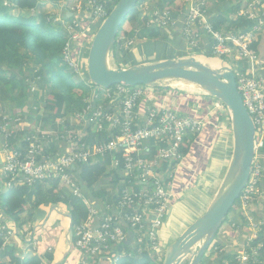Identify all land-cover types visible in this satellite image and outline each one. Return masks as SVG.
<instances>
[{
	"label": "built area",
	"instance_id": "built-area-1",
	"mask_svg": "<svg viewBox=\"0 0 264 264\" xmlns=\"http://www.w3.org/2000/svg\"><path fill=\"white\" fill-rule=\"evenodd\" d=\"M110 2L111 0H85L82 5L76 7L78 9L81 6L80 11L87 17V21L78 14L79 19H71L68 26H64L68 36L62 51V60L65 64L76 67L80 57L84 55L86 60L90 44L85 52L84 40L89 38L91 41L94 34L93 31L87 37L90 25L103 21L111 9L108 10ZM72 10L74 11L73 8ZM176 17L178 18L177 15ZM148 19L151 25L155 24L153 27L170 28L171 23L174 25L172 22L174 16L168 7L148 9ZM200 20L201 14L196 11L191 14L187 12L182 18V26L180 25L179 29L180 31L182 29L186 40H189L187 35L189 29ZM55 21L59 22L60 18H55ZM201 23L205 24L203 33H207L209 37L213 56H223L228 51V41L237 48L236 63L230 67L234 71L236 86L243 104L256 128L252 170L239 199L245 198L252 200L250 202H256L257 196L263 193L257 185L263 169L256 153L264 140L258 138V135L264 136V76L259 72L262 69V62L256 51L250 47L249 33L238 31L234 32L235 34L226 35L222 31L214 30L206 17L202 18ZM146 27L148 28L149 25L146 24ZM174 27H178V24L176 23ZM75 48L78 49L77 57L74 59L72 52ZM32 84L33 81L31 86ZM89 89L98 96L100 94L102 98H111L107 108H104L103 104L92 103L88 104L86 112L91 120H95L94 123L99 128L94 131L111 133L110 139L90 145L83 140L87 134L82 132L81 135L77 134L71 140H66V145L61 147L59 152L47 156L39 145L38 131L34 132L25 128L27 143L23 146L18 145L15 150L3 140L19 128L13 125L15 123L11 119L3 118L0 121L2 133L0 154L3 155L0 178L10 180L8 185L14 182L15 185L21 184L28 187L46 179H57L61 187L71 191L80 199L88 214L86 221L76 225L73 232L74 246L81 254V264L100 255L106 257L112 248L126 244L128 232L132 233L131 245L136 247L134 251L137 254L148 250L151 256L158 252L159 257L157 258V253L155 255L157 259H154L160 262L164 252L160 255L162 245L159 231L175 198L174 175L184 161L182 145L187 142L186 137L198 134L208 124L212 123L211 126L216 127V123L211 121L214 115H205L206 109L212 102L211 106L215 113L226 112L229 116V112L221 102L213 98L214 100L204 107L201 117L197 116L198 113L181 114L179 111L181 101L175 105H167L166 101L157 102V99L155 100L142 85L116 84L113 89L90 85ZM142 100L150 103L140 116L138 107ZM110 106L114 107L110 108ZM201 113L200 110L198 115ZM2 126L7 130H1ZM42 134L48 133L42 132ZM41 135L39 136L42 143L46 136ZM106 155L112 157V167L118 168L121 175L110 200L100 201L98 205L92 203V199L83 194L73 177V169L101 161ZM251 225L252 230L248 226L249 232L246 234L249 242L256 238L261 230V225L257 222L251 221ZM2 228L5 229V233L1 238L0 250L6 247L4 239L7 240L11 235L8 226L5 225ZM17 232L19 234V231ZM252 254L256 255L257 250L255 254L252 250L250 253L236 254L235 264H249ZM6 258V256L1 257L0 262ZM110 260L114 261V259Z\"/></svg>",
	"mask_w": 264,
	"mask_h": 264
},
{
	"label": "trees",
	"instance_id": "trees-1",
	"mask_svg": "<svg viewBox=\"0 0 264 264\" xmlns=\"http://www.w3.org/2000/svg\"><path fill=\"white\" fill-rule=\"evenodd\" d=\"M51 1L56 3L57 0ZM175 1L176 0H139L136 8L127 18V20L132 22L133 29H135V31H131L130 35L134 36L136 35L135 33H137L138 35L143 33L146 36L158 39V41H163L159 38H166V35L163 32L164 28L152 27L148 29L146 27L147 18L144 17V22H140L138 20L137 10H139L138 8L140 5H145L147 3L148 8L150 7L152 9L154 7H158L159 9H162L164 8V6H169L172 2ZM115 2L116 0H111L110 4L108 5V10ZM41 6L42 3L40 2V0H0V106L2 109L6 110L7 108L4 106V101L7 99L14 101L16 106H21V101H23L21 98L23 90L25 94V91L27 92V90H29V88L31 87V81H35L37 84L36 86L42 89V94L44 92L45 97H43L45 98V100L43 104L44 108L48 110V114L41 117L43 126L49 125V129L55 130L57 128L60 129V123L57 124V122H55L56 120L66 117L69 113V110L77 109L76 111H80L83 108V103L81 104L82 101H80L79 103L78 99L74 97V90L77 84L80 83V81L75 82L74 79H72L73 75L70 71V66L64 64L62 60V51L68 40V36L66 33L67 31L63 25L64 20L69 22L71 19H79L80 17H78L75 13L70 17L66 14H63L62 16L61 14L60 16H53L52 13L48 11V9L47 12L40 13L39 11ZM223 7V10H219V12L211 13L210 15L206 16L208 22H210L214 30L227 32L231 28H234L236 30H240L241 32L253 31V28L256 25L255 21H249L242 14L236 17V19L233 21H227V11H229L230 8H227L226 5ZM30 11L34 12L30 13ZM57 17H60V19L63 17V19L59 22H56L55 18ZM98 25L99 24L95 26L93 31L97 29ZM177 33L179 34L180 32L178 31ZM253 41L251 42L250 47H252L256 51L255 43ZM119 43L120 42L117 37V40L112 47L111 52L113 63L115 64L116 68H122L123 64H129L130 62L127 60L131 58L130 57L128 59H125V57L119 56L121 51V49L118 48ZM156 44L157 43H155V45ZM228 48L233 49V43H231L230 41H228ZM77 49L78 48H75L72 52V57L74 59L77 57ZM206 50L208 51L205 52L204 55L206 57H211L212 54L209 48H207ZM221 58L225 59V56H222ZM229 62L231 63V66L233 63H236L235 61L230 60ZM238 63L241 64L242 62ZM224 64H227V62ZM84 75L91 85L96 86L89 80L87 72H85ZM36 76H40V80L38 82L35 80ZM25 79H27V82L25 81ZM47 83H50V88H47L48 90L45 91L44 86ZM113 87L114 86H111L112 89ZM145 88L149 92L154 91V93H160L162 90L170 89H165L160 86H145ZM16 90H20V96H17ZM205 96L209 98L210 101L214 100L207 95ZM25 97L26 95H24V98ZM110 99L111 98L108 99L107 97L102 98L101 102L97 101L94 103V105L100 103L103 104L104 108H107L108 104L110 103ZM145 102L146 107L150 102ZM187 102V100H182V105L180 104L179 106L180 112L185 110V112L188 111L187 113L189 114H196L202 109V113L200 115H198V113L197 116L201 117L203 115L205 110L204 107L201 106V109L195 112L196 109L194 108L191 109V107H184L186 106ZM205 105L208 106L209 104ZM113 107L114 106H110V108ZM11 110L12 108H9V110H6L5 112H10ZM33 112L36 113L38 112V110H33ZM219 118L220 116L216 114L211 119V121L216 123L217 119ZM1 120L2 118L0 117V121ZM64 125L65 128H71V125L68 122H64ZM211 125L212 123L208 124L207 126L210 127ZM86 132L87 135L83 137V140H85L87 143H90V145L110 139V136L108 137L103 132L94 133L91 128H87ZM201 132H199L200 134L196 133L194 136L196 137L197 135H201ZM1 136L2 133L0 132V139ZM194 136H192L191 138H193ZM259 137L260 136L258 135V138ZM186 138L189 139V137ZM25 139L26 135L24 131L15 129L11 133V135H7L5 140L3 141H6L12 148L16 150V148H18V145L22 144L23 146L27 143ZM54 148V143H50L48 145L49 151H53ZM44 150H46V148ZM190 152H194L193 148L190 147V142L183 143L182 154L184 157V161L180 165L178 171L183 167L185 163L186 154H189ZM256 153L257 159L263 168L260 175V180L257 182V185L259 186V190L263 192L264 140L262 141V146L257 149ZM194 159V155H192V160ZM111 160L112 157H110V155H106L101 161L81 165L73 169V177L76 180V183L81 187V190L86 197L91 199L93 197H100L104 199L106 196V189L111 186L116 187L117 183H119L120 171L118 168L112 167ZM176 174L174 175V179ZM8 182H10V180L0 178V184H2V187L0 188V229L1 227H5L6 221L14 223L19 231L20 228H22L27 222H31L32 225H38L42 223L39 221L43 220V218L48 213L49 209L53 207V205H55L56 207L63 206V208L67 210V214L72 216V239L70 242L73 246V249L71 250H76L74 246V228L76 225L86 221L88 215L86 208L82 205L80 199L73 195L71 191L61 187L57 179H46L41 182H37L31 187L21 184L15 185L14 182H11V185H8ZM137 188L138 187H136V189ZM238 201H240L239 198L231 208L223 224L227 223L228 220H230V222L232 220L236 221V223H238L237 225H240L241 230L246 234L249 232L246 225L247 221L245 220V215L244 213H242L241 208H239L240 204H238ZM54 212H56V210ZM24 214L27 215V218L24 217ZM67 214L62 216L68 218ZM259 219L263 221V224H261V230L258 232L257 237L248 243L250 247L246 248L247 253L251 252V248H255V250H257V254L254 255L255 261L252 259L249 261V264H264V217L260 216ZM63 225L64 224L58 226V228L55 229L54 233H56V231H63ZM44 227L45 230H49L51 234L48 241L51 242V246L53 244L52 242H54V233L50 228L48 229L47 224ZM40 229L37 228L31 235V237H36L37 240L36 235L38 234V231ZM236 229L232 231L231 227L227 224L223 231L224 235L220 234V231H218L220 236V243H223L225 241V243L231 244L230 242H228V238L230 237L233 238L234 241L237 240L240 233ZM52 230H54V228ZM4 233L5 229L3 234ZM218 233L216 234L215 238H218ZM214 240L212 243L213 245H215ZM1 244L2 240L0 238V245ZM131 244L132 241L130 244H121L116 246V248L111 249V256H114L116 258L114 264H158L155 262L154 257L150 256L148 250L137 254L134 251L136 247L132 246ZM216 245H218V247L220 246V244ZM42 246L43 244L36 243L35 252L33 250L30 251L31 249L28 248L25 249V255H23L24 253H20V250H17L15 244L6 245L4 250H0V258H3L5 256L8 258V261L5 264H47V260L49 262H52L54 260V254L48 253L47 251L43 252L44 249H46L48 246ZM211 248L212 245L208 250H210ZM76 251V255H78L79 251ZM72 254L73 253H69L62 264H65L67 258H69ZM221 254L222 255H220V258L217 260L218 264H223L222 260L225 258L230 259V261L226 262V264H235L236 253ZM79 256L81 257V254ZM95 258L89 259L90 263L98 264L95 261ZM201 264H208V257H204L201 261Z\"/></svg>",
	"mask_w": 264,
	"mask_h": 264
},
{
	"label": "rangeland",
	"instance_id": "rangeland-1",
	"mask_svg": "<svg viewBox=\"0 0 264 264\" xmlns=\"http://www.w3.org/2000/svg\"><path fill=\"white\" fill-rule=\"evenodd\" d=\"M42 1V2H41ZM71 0H65L66 3L62 2L59 0L58 2L56 1V3L54 2H50V4H57L59 3L60 5H63L66 9L68 10L67 12H72V15L75 13L76 15L80 14L82 16V18H84V21H86L87 17L84 16V14L80 11V7H78V9L76 8L78 5H82L85 0H78L75 3L71 2ZM40 2L42 3V6H44L45 3L49 2L46 0H40ZM245 2V3H244ZM157 3V1H156ZM155 3V4H156ZM245 4V5H244ZM148 3L145 5H140L139 6V10H137V15H138V20L141 22L144 20V17L147 18L146 20V24L149 25L148 29H150L151 27H153L155 24L151 25V22L148 19V11L147 9H150V7L148 8ZM227 6V8L229 7L230 10L227 11V21H233L236 19V17H238L240 14L244 15V17L246 19H248L249 21H255L256 25L253 28V31H247V33L250 34L251 36V42L254 40V37L256 35V32L261 30V26H264V0H176L175 2H172L169 6H164V7H168L171 11V13L174 16V19L172 22H174V25H172V23L169 25L170 28H164L163 32L166 35V38H159L160 40H163L166 44H168V46H173L170 45L169 40L167 39V37H169V35H172V33L175 32H180L178 34V38L180 39V41L182 42L183 48L184 50L187 51V55L188 56H194L197 59L203 61V62H208L210 63V65L215 66V67H219L224 61V63L227 62V66H231L230 61H234L237 60V48L233 45V49H229L228 51L223 54V56H225L224 58H221L222 56H211V57H206L204 54L205 52H207L208 50H206L207 48H209V50L211 51V47L209 45V37L207 36V33H203L205 30V24L201 23L202 22V18L208 15H210L211 13H216L219 12V10H223L224 7L223 6ZM41 6V8H42ZM62 6V7H63ZM155 6V5H154ZM247 6V7H246ZM153 7V6H152ZM40 8V11H41ZM72 8L74 9V11L72 10ZM155 8V7H154ZM234 12H233V11ZM140 11V12H139ZM198 12L199 14H201V20L199 22H195V24L192 26V28L189 29L188 34L189 35V40H186V38H184L183 36V31L181 29L180 31V25L182 26V18L185 16V14L187 12H189L190 14L192 12ZM34 11H30V13H33ZM64 11H62L61 13H63ZM141 14V15H140ZM176 15L178 16V18L176 17ZM63 17L60 19L62 20ZM71 22V21H70ZM130 21L126 20L122 26V32L120 33V35L118 36V40H119V45L118 48L121 49L119 56L121 57H125V59L128 58H132L133 54L136 53V57L138 56V54H140V52H138L139 50L135 48L136 43L138 42H142L143 39H139L137 38L136 35L134 36H127L125 34V32L130 31L128 28V23ZM144 22V21H143ZM178 24V27H174L175 24ZM68 21H65L63 23L64 26H68ZM98 24V22L96 23H91L90 25V30L89 33L87 34L90 35V33H93V29L95 28V26ZM185 23H183L184 25ZM100 25V23H99ZM98 25V26H99ZM98 28V27H97ZM96 31V29L94 30V32ZM240 30H236L234 28H231L230 30H228L227 32L224 31V33L226 35H231V34H235L234 32H238ZM136 34V33H135ZM238 34V33H236ZM246 34V33H244ZM194 51V52H192ZM160 54V53H159ZM168 54V53H167ZM212 54V52H211ZM174 55V54H172ZM186 56V55H185ZM83 57V58H82ZM80 57L81 59L79 60V64L76 67H70V71L73 75L72 79H74L75 82L80 81L79 84H77L75 90H74V97L78 99V101H82L83 103V108L80 111H76L77 109H72L69 110V113L67 114L66 117H64L63 119H58L55 122L60 123V129H49L48 126H43V122L41 120V117L43 115L48 114V110L44 108V100H45V95L44 92L42 94V89H40V87L38 88L36 85V82L33 81L32 86L29 88V90H27V92L25 91L24 94V90H23V94L21 96L22 100V104L21 106H16L14 101H11L9 99L5 100L4 102V106L7 108L6 110H9V108H12V110L10 112H5V109H2L0 106V117L3 118H9L11 119L15 124L16 128H19V130L21 131V129L24 131L25 128H28L30 131H34L37 132L38 131V140H39V145L42 149L44 150V153L47 156L56 154L57 152H59V150L61 149V147H63L64 145H66V140H71L73 135H81L82 132L86 133L87 128H91V130L94 133H97V131L95 132L94 129L99 130V128L95 125V120H91V118L89 117V114L86 113L88 110V104H92L95 103L97 101L101 102L100 99H102L101 95L99 94V96L95 93L92 92L89 87H90V83L89 81L86 79L84 73L86 72V61H85V55ZM140 61L139 60H135L134 64H138V63H144V61H147L148 56L144 55V57L142 55H140ZM130 58V59H131ZM138 58V57H137ZM123 59V60H125ZM130 59H128L127 61H130ZM139 59V58H138ZM111 62V66L115 68V64L113 63V58L111 56L110 59ZM125 63V62H124ZM131 62L128 64H123V67H127L130 66ZM85 67V68H84ZM27 74V73H26ZM35 80L38 82L40 80V76H36ZM25 81L27 82V79H25ZM82 81V82H81ZM172 85H177L178 87L180 86H188L186 83L180 82V81H173L171 82ZM50 83L45 84L44 88L45 91L48 90L50 88ZM99 87V86H98ZM48 88V89H47ZM192 88V87H191ZM196 87L192 88L193 90H196L197 93H195L194 91L190 92L189 94H203V92H201L200 90H197ZM95 89V88H93ZM29 91V92H28ZM180 91H178V94H184V93H180ZM17 96L20 94V90H16ZM85 93V94H84ZM24 95H26V97L24 98ZM20 96V95H19ZM44 96V97H43ZM97 98H94V97ZM79 97V98H78ZM183 98H186V100L188 99L187 95H183ZM181 97V99H183ZM44 98V99H42ZM48 98V96H47ZM180 100L176 99V98H172L171 101H173L171 104L175 105L176 103H178ZM176 101V102H175ZM188 101V100H187ZM167 102V101H166ZM81 103V104H82ZM213 103V102H212ZM211 103V105H212ZM182 105V100L181 103ZM198 104V103H197ZM191 106L190 101H188L186 103V106ZM209 105L210 107H208L206 109L205 115L209 116L211 114L216 115V113L213 110V107ZM189 106V107H190ZM170 107V106H169ZM33 110H38V112L34 113ZM198 110V109H197ZM196 110V111H197ZM221 112V111H220ZM199 113V112H198ZM3 114V115H2ZM182 114V113H181ZM64 122H68L71 125V128H65ZM230 122H228L229 124ZM93 124V126H92ZM74 127V128H73ZM1 128V127H0ZM7 128L2 126L1 130H4ZM9 129V128H8ZM228 134V132H230V126L227 128V130H225ZM42 132H46L48 134H42ZM45 135L46 138L45 140L42 141L41 143V138L39 135ZM41 135V136H42ZM106 135L109 137L111 135V133H106ZM61 137H63L61 139ZM56 138H60L59 140ZM264 139V136H260V140ZM59 141V142H58ZM50 143H54L55 144V148L54 151H49L48 150V145ZM95 144V143H93ZM227 146V151L224 153L222 152V148L223 146ZM230 146H231V138H230V134H229V138L228 136L222 140L221 145H220V151L224 154H222L221 158H224L225 161L228 160V158H230ZM219 153V149H217L216 154ZM2 157L3 155L0 154V164L2 161ZM218 158V157H217ZM223 159V160H224ZM263 169V168H262ZM226 171V170H225ZM224 168H221V180L223 178V175L225 173ZM224 172V173H223ZM121 175V174H120ZM221 180H218V182ZM216 184V183H215ZM218 183L216 184L215 187H213V189L211 190L212 193L208 194L207 200L205 202V204L201 203V207H199V203L202 202L201 200H197V196L195 198H190V199H186L182 205L181 209L183 210V212L179 211L177 213V216L175 217V219H173V221L167 226V228H165V234L163 238H160V242H161V251L164 252L165 248L172 243L173 241H175L181 234L182 232L198 217L200 216L207 207L206 203L208 202V199H210V197H212V195L215 193L216 191V187L218 188ZM115 188L116 187H108L106 190V198L102 199L100 197H93L92 198V203L94 204H98L100 205V201L102 202L104 201H109L111 198V194L113 192H115ZM202 194H204V192H202ZM249 199H245L242 198L240 201H238V204H240L239 208H241L242 213H244L245 215V220L247 221L246 225L247 227L249 226V229L252 230V225H251V221H255L258 224H262L263 221L260 220V216L264 217V191L261 195L257 196L256 198V202H250L252 200H249L248 202H246ZM205 207V208H204ZM56 209V213L53 212L51 218L55 217L56 219L54 221H51V223L47 224L48 228L51 229V231L53 228H51V225L54 223L57 225H63V231L65 233V235L63 234L62 237L59 238L60 240V247H64V245L67 247V245H69V241H71L72 236L68 233V237H64L66 236V232L68 230V222L69 219L66 218L65 216H62L64 214H67V210L65 208H63V206H58L55 207ZM55 211V210H54ZM59 212L63 213L60 214ZM27 215L24 214V217H26ZM9 223H12L10 221H7ZM42 222V221H39ZM230 220L227 221V223H224L219 231L220 234H223L224 228L225 226L228 224L231 227V230L234 231V229H236L237 231H239L240 235L238 237L237 240L234 241L233 238H228V242L229 243H225L224 241L223 243H220V236L218 233V238H215L214 243L215 245L212 244V248L210 250H208L209 252L206 253L205 257H208V264H218L217 260L220 258V255H222L221 253H225V254H230V253H241V254H245L246 252V248H249V241H247V236L240 228V225H237L238 223H236V221H231ZM41 224V223H40ZM6 226L9 227L8 224H5ZM13 225V223H12ZM164 223L161 225V228L163 227ZM14 226V225H13ZM33 226V227H32ZM39 227V224H31V222H27L24 224V226L22 228H20L19 231V235L21 234V232L23 233L22 235L24 236L23 241H24V251L25 249L30 248V251H36V240L34 237H31L32 233H34L33 231L35 229H37ZM234 227V228H232ZM248 229V231H249ZM10 231H15L14 229L10 230ZM3 232L4 229H0V238L3 237ZM234 237V236H233ZM4 239V238H3ZM17 241L19 240L18 238H15ZM5 244L7 245L10 241V237L6 239H4ZM225 243V244H224ZM216 244H220V246L218 247V245ZM224 244V245H222ZM73 249L72 243L70 245V249ZM251 250L253 251V253L255 254L256 250L254 248H251ZM211 251V252H210ZM48 253H52L53 254V250L51 252ZM158 253V252H157ZM151 254V257H154L155 259H157L159 257V253L157 254ZM60 254V253H59ZM157 254V255H156ZM162 254V252L160 253V255ZM25 255V253L23 254ZM155 255L157 256V258L155 257ZM62 256V254H60V257ZM55 255H54V260L52 262H49L48 260L46 261L47 264H57V260L55 259ZM65 257V256H64ZM58 261V264H62V260L63 258ZM100 257V256H98ZM95 258V261L98 263L100 261V258ZM104 259H108L110 262H114L116 258L113 256H111V254H108V256H104ZM251 259L254 260V255H250ZM110 259H114V261H111ZM3 262H7L8 259H2ZM230 259L229 258H225L222 260L223 264H226V262H229ZM255 261V260H254ZM156 263L161 264V261L159 262V260H155ZM84 264H92L89 263V260L85 261ZM94 264V263H93Z\"/></svg>",
	"mask_w": 264,
	"mask_h": 264
},
{
	"label": "water",
	"instance_id": "water-1",
	"mask_svg": "<svg viewBox=\"0 0 264 264\" xmlns=\"http://www.w3.org/2000/svg\"><path fill=\"white\" fill-rule=\"evenodd\" d=\"M138 1L116 0L112 5L108 15L91 38L86 56V72L89 80L102 88L121 84L160 86L166 89L174 87L171 82L180 81L192 88L196 87L197 90L218 100L227 108L230 117L232 150L221 183L206 210L165 248L161 261V264H201L228 213L248 182L255 154L256 128L237 89L234 71L224 63L215 67L194 56H185L122 68L111 66L112 47ZM70 14L72 15L71 12ZM55 207L53 205L46 218ZM67 217L70 220L68 234L72 222L71 215L67 214ZM45 221L46 219L43 225ZM131 241L132 233L128 232L126 244H130ZM70 245L69 241V247Z\"/></svg>",
	"mask_w": 264,
	"mask_h": 264
},
{
	"label": "crops",
	"instance_id": "crops-1",
	"mask_svg": "<svg viewBox=\"0 0 264 264\" xmlns=\"http://www.w3.org/2000/svg\"><path fill=\"white\" fill-rule=\"evenodd\" d=\"M46 1H49V2L45 3L44 6H42L41 11H39L40 13L47 12V9H48V11L50 13H52L53 16H56V15L60 16V14H61V16L63 14H66L69 17L71 16L70 12H67L68 10H65L66 8L63 5H60L59 3L50 4L51 0H46ZM58 1L59 0H57V2ZM60 1L62 2V4H63V2L66 3L65 0H60ZM76 1H78V0H71L69 4H71V2L75 3ZM62 11H64V12L61 13ZM64 22H65V20H64ZM84 23H87V22H84ZM128 28H129V30L131 28L132 29L130 31L125 32V34L127 36H131L130 35L131 31L132 30L135 31V29H133V24L131 21L128 23ZM121 32H122V29H121L120 33ZM176 35L178 36L177 32L172 33V36L169 35V37H167V39L170 42V45H173V46H168L164 41H158V39H154L153 37L146 36L143 33L140 35H138L136 33L137 38H139L140 40L143 39L142 42H138L135 45V48L139 50L138 52H140V54H138V56H137L139 59L136 57L137 54L134 53L129 62H131V65H133L135 60H139V62H141L140 58H142V57H140V55H142L143 57H144V55L148 56V58H147L148 60L144 61V63H151V62H155V61H159V60H163V59H167V58L185 57V55L188 56L187 51L184 50L182 42L180 41L181 37L179 39ZM90 42L91 41L89 38L84 40V48H83L84 51L88 49ZM253 42L255 43V49H256V52L259 56V59L262 62V69L259 72L262 76H264V26H261V30L256 32V35L254 37ZM155 43H157V44L155 45ZM172 54H174V55H172ZM144 63H138V64H144ZM134 65H136V64H134ZM170 89L169 90H167V89L162 90L160 93H154V91H152V92H150V95L154 96V99L155 100L157 99V102L158 101H167V105H171V103L173 101H170V100H172V98H176V99L180 98L179 101H181L183 99L186 100V98L182 97L183 95L184 96L189 95L188 99H187L191 103V106L190 105L189 106L191 107V109L194 108L196 110L197 109L200 110L201 106L205 107L206 106L205 104L210 103V99L207 98L203 94H189L192 91L197 93V91L193 90L191 87L174 86V87H171ZM180 90H181L180 93H184V92L185 93L184 94H178V91H180ZM180 95L183 99H181ZM145 103H146L145 100H142L139 104L138 113L140 114V116H142L144 113ZM189 106H184V107L190 108ZM197 111H195V112H197ZM181 113L186 114L187 112H185V110H183ZM187 114H189V113H187ZM216 114H218L220 116V118L217 119L216 127L207 126L208 128L207 127L204 128V130L201 132L202 133L201 135H197L196 137L194 136L193 138H191L192 136H188L189 139L187 140L186 143L190 142V147L193 148L194 152H190L189 154L188 153L186 154L185 163H184L183 167L177 172V174L175 176L174 192H175L176 196H175V199L173 201V205H172L171 209L169 210L168 216H167L166 220L164 221V225L159 231L160 238L164 237L165 228H167V226L173 221V219H175V217L177 216V213L179 211L183 212L184 209L182 208V205L186 199L195 198L197 196V200L202 201L199 203V207H201V203L205 204L207 197H208V194L212 193L211 190L213 189V187H215L217 183H218V185H220V181L218 182V180H221V176H220L221 168L222 169L224 168V171H225L227 166H228L229 159H230V158H228V160L225 161L224 158H221L222 154H224L227 151V146H225V144H224V146L222 148V152H224V153H222L220 151V145H221L222 140H224L227 136L229 138V134H230V138H231L230 156H231L232 135H231V129H230V132H228V134L225 131L230 126V123L228 124V122H230V117L228 116V114L226 112H224V113H218L217 112ZM217 149H219L218 154H216ZM192 155H194L195 161L192 160ZM216 190H217V187H216ZM202 192H204V194H202ZM213 195H212V197H210V199H208V202L206 203L205 207L208 206V204L210 203V201L213 198ZM53 209H55V208H53ZM181 209H183V210H181ZM53 212H54V210L49 214L48 218H46V216L48 215L49 211L45 215V217L42 220V223L39 224V227H38L39 229L40 228H42V229H40L38 231V234L36 235L37 240H36V237H34V238L36 240V243H38V244L41 243L45 247L48 246L46 249H44L43 252H46V251L51 252L53 250V254L56 256L55 259H58L60 257V254H62V256L59 258V260H57V264H58V261H60L62 259V257L65 256L66 251L70 247H69V245H67V247L65 245H64V247H60L59 238L62 237L63 234L65 235L64 231H60V232L56 231V233H54V231H55L54 230L53 231L54 242H52L53 244L51 246H50L51 242H48L51 234H50L49 230H45L44 226L46 224L51 223V221H54L56 219L55 217L51 218ZM54 213H56V212H54ZM64 215H66V214H64ZM45 219H46V221H45V224L43 225V222ZM5 224L9 225L10 230H12V229L15 230L14 232L9 230L11 232L9 245L15 244V246L17 247V250L18 251L20 250V253L21 252L24 253V241H23L24 236L22 235L23 233L21 232L20 235L18 234L17 231H19V229L16 228L15 224H13L14 225L13 226L12 223H9L7 221L5 222ZM58 226L59 225L56 226V224L53 223L51 225V228L56 229V228H58ZM68 226H69V224H68ZM47 227H48V225H47ZM35 230L33 232H35ZM13 233H14V235H13ZM69 234L71 235V230H70ZM64 237L65 238L68 237L67 232H66V236H64ZM15 238H18L19 240L17 241ZM71 249H69L67 255L70 252L73 254L69 258H67L65 264H81V257L79 256L80 254L78 253V255H76L77 249L73 250V251ZM162 253H163V251H162ZM67 255L63 258L62 262L67 257ZM98 258H100V261L98 262V264H112L113 263V262H110L108 259H104L103 255H100V257H98ZM5 263L6 262H4V263L0 262V264H5Z\"/></svg>",
	"mask_w": 264,
	"mask_h": 264
},
{
	"label": "bare ground",
	"instance_id": "bare-ground-1",
	"mask_svg": "<svg viewBox=\"0 0 264 264\" xmlns=\"http://www.w3.org/2000/svg\"><path fill=\"white\" fill-rule=\"evenodd\" d=\"M245 3V2H244ZM245 5V4H244ZM148 6V5H147ZM247 7V6H246ZM233 11V10H232ZM234 12V11H233ZM132 14V13H131ZM141 15V14H140ZM236 26V25H235ZM234 26V27H235ZM172 36V35H171ZM168 45V44H167ZM182 47V46H181ZM87 48V47H86ZM77 56V55H76ZM65 64V63H64ZM69 73V72H68ZM71 81V80H70ZM82 82V81H81ZM72 84H74V83H72ZM85 94V93H84ZM79 98V97H78ZM171 101V100H170ZM80 103V102H79ZM82 103V102H81ZM79 105V104H78ZM80 106H81V104H80ZM188 112V111H187ZM3 115V114H2ZM70 128V127H69ZM90 132V131H89ZM85 139V138H84ZM100 140H102V139H100ZM90 144V143H89ZM54 151V150H53ZM2 185V184H1ZM100 189V188H99ZM92 191V190H91ZM103 192V191H102ZM94 193V192H93ZM104 194V193H103ZM102 194V195H103ZM176 196V195H175ZM106 198V197H105ZM75 204V203H74ZM67 208V207H66ZM79 210V209H78ZM76 211V210H75ZM77 214V213H76ZM77 216V215H76ZM72 217V216H71ZM220 240V239H219ZM71 253V252H70ZM159 264V263H158Z\"/></svg>",
	"mask_w": 264,
	"mask_h": 264
}]
</instances>
